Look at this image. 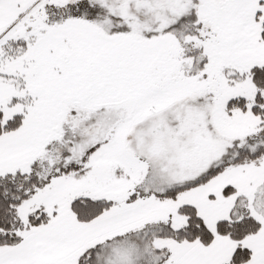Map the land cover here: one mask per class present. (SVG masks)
Wrapping results in <instances>:
<instances>
[{"label": "snow or ice", "instance_id": "6c2138e0", "mask_svg": "<svg viewBox=\"0 0 264 264\" xmlns=\"http://www.w3.org/2000/svg\"><path fill=\"white\" fill-rule=\"evenodd\" d=\"M0 264H264V0H0Z\"/></svg>", "mask_w": 264, "mask_h": 264}]
</instances>
